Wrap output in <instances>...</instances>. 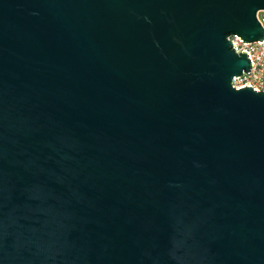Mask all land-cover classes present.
I'll use <instances>...</instances> for the list:
<instances>
[{
    "label": "water",
    "instance_id": "1",
    "mask_svg": "<svg viewBox=\"0 0 264 264\" xmlns=\"http://www.w3.org/2000/svg\"><path fill=\"white\" fill-rule=\"evenodd\" d=\"M264 0H0V264H264Z\"/></svg>",
    "mask_w": 264,
    "mask_h": 264
},
{
    "label": "built area",
    "instance_id": "2",
    "mask_svg": "<svg viewBox=\"0 0 264 264\" xmlns=\"http://www.w3.org/2000/svg\"><path fill=\"white\" fill-rule=\"evenodd\" d=\"M257 20L264 31V11L257 13ZM231 47L235 52H246L251 64L248 73L232 79V87L238 90L251 87L254 92L264 93V39L254 43H245L239 37L229 38Z\"/></svg>",
    "mask_w": 264,
    "mask_h": 264
}]
</instances>
